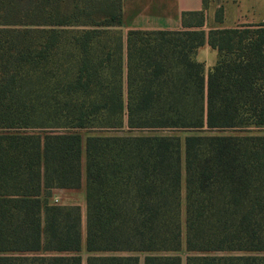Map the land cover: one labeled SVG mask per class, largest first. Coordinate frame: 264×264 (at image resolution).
Here are the masks:
<instances>
[{"label": "trees", "instance_id": "1", "mask_svg": "<svg viewBox=\"0 0 264 264\" xmlns=\"http://www.w3.org/2000/svg\"><path fill=\"white\" fill-rule=\"evenodd\" d=\"M203 1L124 34L122 0H0V264H264V23Z\"/></svg>", "mask_w": 264, "mask_h": 264}, {"label": "crops", "instance_id": "2", "mask_svg": "<svg viewBox=\"0 0 264 264\" xmlns=\"http://www.w3.org/2000/svg\"><path fill=\"white\" fill-rule=\"evenodd\" d=\"M218 1V2H217ZM223 7V19L216 27L236 28L264 23V0H214ZM204 10L203 0H122V32L179 31L182 30L181 15ZM211 28L206 29L208 31ZM201 50L204 51L200 57ZM196 59L203 63L205 74L215 64L217 56L207 44L197 51ZM56 191L54 190L53 195ZM54 197V196H53ZM75 205V204H69Z\"/></svg>", "mask_w": 264, "mask_h": 264}, {"label": "rangeland", "instance_id": "3", "mask_svg": "<svg viewBox=\"0 0 264 264\" xmlns=\"http://www.w3.org/2000/svg\"><path fill=\"white\" fill-rule=\"evenodd\" d=\"M218 4L220 3H215L214 0H208L205 6V29L216 27L215 19L223 15V7ZM203 53L204 51L201 50L200 57ZM163 134H172V132H164ZM175 134L181 135L182 137L185 135L181 132H176ZM53 196L51 201L54 203L78 205L81 208L84 226L85 201L83 187L76 191H56Z\"/></svg>", "mask_w": 264, "mask_h": 264}]
</instances>
